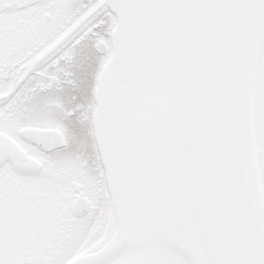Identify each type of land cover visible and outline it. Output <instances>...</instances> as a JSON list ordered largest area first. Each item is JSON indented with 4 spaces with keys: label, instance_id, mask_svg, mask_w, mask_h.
I'll list each match as a JSON object with an SVG mask.
<instances>
[{
    "label": "snow or ice",
    "instance_id": "6c2138e0",
    "mask_svg": "<svg viewBox=\"0 0 264 264\" xmlns=\"http://www.w3.org/2000/svg\"><path fill=\"white\" fill-rule=\"evenodd\" d=\"M0 264H264V0H0Z\"/></svg>",
    "mask_w": 264,
    "mask_h": 264
}]
</instances>
